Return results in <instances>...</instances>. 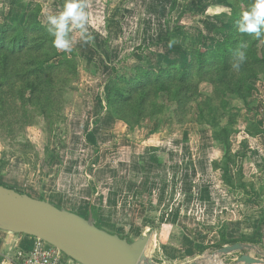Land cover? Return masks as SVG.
<instances>
[{"label":"rangeland","instance_id":"obj_1","mask_svg":"<svg viewBox=\"0 0 264 264\" xmlns=\"http://www.w3.org/2000/svg\"><path fill=\"white\" fill-rule=\"evenodd\" d=\"M87 3L93 40L73 30L66 53L47 31V17L58 16L65 0H0V29L25 28L37 16L34 51L22 60L33 57L48 71L42 98L29 102L24 90L25 98L11 91L0 100V184L96 218L100 229L128 242L151 234L146 254L154 264H225L222 257L249 254L214 257L232 245L224 244V223L241 218L249 240L230 234V241L255 245L260 255L250 250L253 257L264 262V37L237 29L255 0ZM230 39L239 40L236 53L246 52L253 77L244 68L234 79L216 62L214 74L191 91L180 122L175 100L160 90L151 113L147 104H131L122 108L131 123L116 119L107 102L115 83L183 66L189 50L214 51ZM252 57L260 59L255 70ZM136 113L144 114L136 121ZM208 202L219 208L200 206Z\"/></svg>","mask_w":264,"mask_h":264},{"label":"trees","instance_id":"obj_2","mask_svg":"<svg viewBox=\"0 0 264 264\" xmlns=\"http://www.w3.org/2000/svg\"><path fill=\"white\" fill-rule=\"evenodd\" d=\"M246 11L248 9H245ZM32 20L33 23H28L25 28L13 25L0 29V100L5 101L3 95L11 91H15L25 98L23 91L27 90L29 94L28 101L31 102L36 97L38 99L42 98L47 90V87H43L42 81L43 77L48 74L47 67L35 61L33 57L25 62L22 60L23 55L34 51V42L30 40V35L41 26L37 21V16L35 19L33 16ZM225 43V45L218 44L214 51L209 52L189 50L188 60L183 66L169 63L167 66L155 71L142 72L134 80L115 83L107 95V102L112 108L116 119L129 125L131 119L127 117L126 110L123 111L122 108H127L131 104H137L139 107H144L147 104L145 109L146 111L149 109L147 112L151 113L150 102L152 101L154 106L155 92L160 90V92L166 93L167 99L175 100L176 105L173 115L180 122V117L185 116L188 112V105L193 97L191 91H195L198 83L206 81L209 76L214 74L213 70L216 62L223 63L224 67L222 69L227 72L230 71L234 79L237 77L238 71L231 64L239 40L230 39ZM240 51H243V49ZM226 60L227 62H225ZM253 61L255 63L251 68L255 70V68H259L260 59L254 57ZM246 66V64H242L240 69L245 68L250 74L249 76L253 77V71L247 69ZM195 81L196 83H194ZM143 114L136 113L135 120L141 119ZM257 135H260V133ZM223 174L225 175V184L231 189L232 181L228 175V170L226 169ZM40 200H43V198H40ZM235 243H238V241H225L224 244Z\"/></svg>","mask_w":264,"mask_h":264},{"label":"water","instance_id":"obj_3","mask_svg":"<svg viewBox=\"0 0 264 264\" xmlns=\"http://www.w3.org/2000/svg\"><path fill=\"white\" fill-rule=\"evenodd\" d=\"M0 231L41 240L77 264H154L146 254L151 234L128 242L97 227L96 219H84L3 185H0ZM250 250L260 255L255 245L235 243L223 246L214 257ZM234 262L264 264L247 253L240 254Z\"/></svg>","mask_w":264,"mask_h":264},{"label":"clouds","instance_id":"obj_4","mask_svg":"<svg viewBox=\"0 0 264 264\" xmlns=\"http://www.w3.org/2000/svg\"><path fill=\"white\" fill-rule=\"evenodd\" d=\"M87 0H65L63 11L47 17V31L52 37V45L58 51L71 52L72 38L70 33L78 30L80 38L89 43L93 40L89 33V13ZM238 31L252 35L256 39L264 37V0H255L250 10L244 12L238 24ZM247 56L244 51H238L232 67L239 71Z\"/></svg>","mask_w":264,"mask_h":264},{"label":"crops","instance_id":"obj_5","mask_svg":"<svg viewBox=\"0 0 264 264\" xmlns=\"http://www.w3.org/2000/svg\"><path fill=\"white\" fill-rule=\"evenodd\" d=\"M241 192H244L243 190H240ZM198 192V191H197ZM230 203V202H229ZM228 203V201L223 202V205H221L220 208H222V210L229 211V207L230 204ZM201 207H205V205L207 206V208L209 210H213L216 211L217 208H219V204H217L216 202H208V203H200ZM202 207V208H203ZM227 212V211H226ZM204 215V214H202ZM212 220V221H211ZM214 220V217L209 216V218H207V222H211L212 224ZM203 222V220H201ZM244 221L241 218H237L235 220H227L224 223V238L226 241H230L231 239H229L230 234L231 235H237L240 237H244V239L249 240V238L247 237L246 234V230L243 228V223ZM204 224V223H201ZM210 224V226L212 225ZM205 225V224H204ZM35 238L32 237H26L24 235H13L4 231H0V264H11L7 261L6 259V255L9 254V256H12L13 253L19 248L20 250H24V251H30L32 246L34 245V241ZM157 241V240H156ZM14 244L17 245V249L12 250V247L14 246ZM169 246H166L165 249H167ZM169 249H173V250H179L176 247L173 246V248H169ZM184 253V251H182ZM250 256H253V254L251 253V251L248 252ZM240 255V254H239ZM184 256H186V253H184ZM191 257H195L196 255H194V253H191L190 255ZM238 257V256H237ZM237 257H222V258H226L224 259L225 264H235L234 260ZM14 264V263H13Z\"/></svg>","mask_w":264,"mask_h":264},{"label":"built area","instance_id":"obj_6","mask_svg":"<svg viewBox=\"0 0 264 264\" xmlns=\"http://www.w3.org/2000/svg\"><path fill=\"white\" fill-rule=\"evenodd\" d=\"M17 249L14 244L12 250ZM6 259L11 264H70L66 256L55 247L36 239L30 251L20 250L19 248L12 256L6 255Z\"/></svg>","mask_w":264,"mask_h":264},{"label":"bare ground","instance_id":"obj_7","mask_svg":"<svg viewBox=\"0 0 264 264\" xmlns=\"http://www.w3.org/2000/svg\"><path fill=\"white\" fill-rule=\"evenodd\" d=\"M153 246V245H152ZM148 249V248H147ZM147 249H146V251H147ZM146 253H148V252H146Z\"/></svg>","mask_w":264,"mask_h":264}]
</instances>
